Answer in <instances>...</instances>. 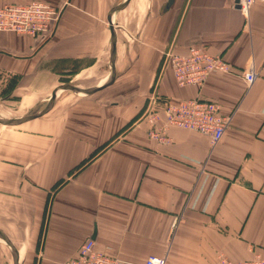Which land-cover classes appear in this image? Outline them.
I'll return each instance as SVG.
<instances>
[{
    "label": "crops",
    "instance_id": "obj_1",
    "mask_svg": "<svg viewBox=\"0 0 264 264\" xmlns=\"http://www.w3.org/2000/svg\"><path fill=\"white\" fill-rule=\"evenodd\" d=\"M42 1L63 8L47 38L0 32V103L31 107L70 80L91 88L108 77V15L123 0ZM167 1L131 0L113 15V85L63 92L44 117L0 128V230L23 264H64L87 239L119 264L264 257V3L246 17L235 0H174L163 12ZM195 46L256 81L215 73L201 90L178 86L164 53ZM195 98L231 117L220 143L177 127L167 143L152 137L169 104ZM0 264H13L1 240Z\"/></svg>",
    "mask_w": 264,
    "mask_h": 264
},
{
    "label": "built area",
    "instance_id": "obj_2",
    "mask_svg": "<svg viewBox=\"0 0 264 264\" xmlns=\"http://www.w3.org/2000/svg\"><path fill=\"white\" fill-rule=\"evenodd\" d=\"M264 0H239V9L248 17L251 8ZM62 11L56 10L50 4L31 2L25 4L11 3L0 7V32L14 33L34 39L47 38L60 20ZM166 62L173 68L178 86H196L201 90L210 75L219 73L235 75L244 79L252 86L256 81L255 71L245 69L242 72L234 70L232 65L222 55H212L205 46L190 47L183 55L171 52L165 53ZM166 127L158 132H152V137L160 142L169 141L164 132L168 127L193 131L205 135L215 146L223 139L231 117L222 113L221 105L213 100L195 98L178 104H169L165 108ZM157 119L153 112L150 121ZM119 260L95 248V242L87 239L80 247L77 255L64 264H119ZM145 264H167L166 257L151 255ZM215 264H264V257L255 253L249 260L234 262L219 255Z\"/></svg>",
    "mask_w": 264,
    "mask_h": 264
},
{
    "label": "water",
    "instance_id": "obj_3",
    "mask_svg": "<svg viewBox=\"0 0 264 264\" xmlns=\"http://www.w3.org/2000/svg\"><path fill=\"white\" fill-rule=\"evenodd\" d=\"M131 0H123L119 5L113 7L108 15V20L111 25V43H110V72L108 77L104 83L101 85H97L91 88H82L74 83H64L56 86L46 103V105L38 112L19 116V117H3L0 115V126L2 127H18L25 123L31 122L33 120L39 119L47 115L53 105L57 97L63 92H72L79 97H88L94 95L97 92L105 90L109 86L113 85L118 77V72L116 68V58H117V33L113 24V15L126 8ZM236 4L239 3V0H235ZM174 0H168L164 6L163 12H167L170 7L173 5ZM238 8L239 5H237ZM0 240L4 242L5 246L10 250L12 255L13 264H23V257L20 254L17 247L13 244L10 238L0 230Z\"/></svg>",
    "mask_w": 264,
    "mask_h": 264
},
{
    "label": "rangeland",
    "instance_id": "obj_4",
    "mask_svg": "<svg viewBox=\"0 0 264 264\" xmlns=\"http://www.w3.org/2000/svg\"><path fill=\"white\" fill-rule=\"evenodd\" d=\"M35 1L42 2V3H45V4L48 3V2H45V1H42V0H32V1L28 2V3L35 2ZM8 4H11V3H8ZM18 4H20V3H18ZM48 4H50V3H48ZM52 7H54V6H52ZM54 8L56 10H59V11L63 12V8H61V9L57 8V7H54ZM167 52H165V53H167ZM165 53H164V56H163L164 57V61H165ZM109 72H110V70H109ZM77 82H78V80H74V81L70 80V82L68 81L66 83L77 84ZM13 102L14 101L0 103V115H2L3 117H19V116H23V115H27V114L38 112L46 105L47 99H46V101L42 102L41 104L33 105L31 107H28L26 105L22 106V104H21L22 101H21V103H13ZM1 127L2 126H0V128ZM6 128L7 127H4L3 129H6ZM8 129H15V127H11V128H8ZM23 263H24V261H23Z\"/></svg>",
    "mask_w": 264,
    "mask_h": 264
},
{
    "label": "trees",
    "instance_id": "obj_5",
    "mask_svg": "<svg viewBox=\"0 0 264 264\" xmlns=\"http://www.w3.org/2000/svg\"><path fill=\"white\" fill-rule=\"evenodd\" d=\"M95 154H97V153H95ZM95 154H94V155H95ZM94 155H93V157H94ZM93 157H91V159H92Z\"/></svg>",
    "mask_w": 264,
    "mask_h": 264
}]
</instances>
